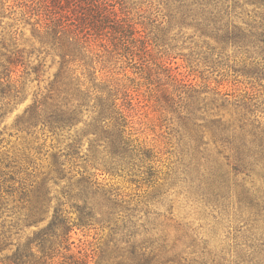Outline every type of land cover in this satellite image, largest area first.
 Segmentation results:
<instances>
[{"label":"trees","instance_id":"trees-1","mask_svg":"<svg viewBox=\"0 0 264 264\" xmlns=\"http://www.w3.org/2000/svg\"><path fill=\"white\" fill-rule=\"evenodd\" d=\"M150 1L189 40L182 59L191 81L157 57L158 44L124 0H0V264H264V0ZM9 2L21 19H35L37 46L20 47L21 32L1 26ZM114 56L139 64L148 84L151 61L172 82L173 100L162 97L173 103L188 159L167 188L179 187L211 218L218 245L201 225L159 220L149 205L168 190L139 208L103 182L117 176L153 187L158 178L153 149L135 137L129 87L104 71ZM48 57L56 70L47 85L6 124ZM215 72L219 80L209 77ZM228 83L236 88L219 90ZM13 136L21 144L10 150ZM84 230L108 234L84 252L73 239Z\"/></svg>","mask_w":264,"mask_h":264},{"label":"rangeland","instance_id":"rangeland-1","mask_svg":"<svg viewBox=\"0 0 264 264\" xmlns=\"http://www.w3.org/2000/svg\"><path fill=\"white\" fill-rule=\"evenodd\" d=\"M124 2L131 9L135 17L146 24V31L149 32L150 37L158 44L157 51H159V54L157 53V57L162 56L167 66H170L172 69L177 67V72L187 76L188 71L187 68L184 67L185 64L182 55L189 52V40L186 38L184 39L182 34H179L178 30L173 27V24L167 22V10L164 6L150 0H124ZM9 4L10 8L5 10L1 26L4 27L5 32L11 28L13 30L18 29V31L21 32L22 36L18 35L20 47H25L28 50L32 42L37 46L38 43L32 36L31 27L35 19L26 22L24 18L21 19L17 2H9ZM182 33H184V36H188L190 30L187 31L183 29ZM116 57L117 56L112 57L109 62L106 63L107 67L104 71L109 70L108 73H106L108 78H116L119 80L120 84H125L129 87V93L133 98L134 111L132 114V124L134 129H136L135 137L138 138V142L153 149L154 158L152 159L151 165L158 171V178L153 187H148L146 184H141L140 186L129 184L126 181L127 179L117 176H107L104 178L103 182L107 183V188L116 189L119 193L123 194L127 200L132 199L136 201L139 199V208H145L142 202L149 200L148 196L154 191L168 190V193L161 199H157V201L154 202L151 201L149 205L152 211L159 212L166 216V219L164 216H160L159 220H165L169 222V225H173L175 222H191L194 226L201 225V232L209 236L213 245H218L220 239H216L210 235L211 218L208 215L202 214L201 210L192 205L191 201L185 197L183 191L181 194H178L179 187L171 186L169 189L167 188L169 182L172 180L171 177L173 178V173L177 171L180 173L188 159V146L186 145L188 140L183 129L180 127L176 114L173 113V103L172 109L168 108L162 97L164 91H167L168 95L172 97L173 100L172 82L166 77L165 73L153 65L151 61L149 66L151 67L150 82H152V84H148L144 79L138 78V68L135 67L139 66V64L132 67L125 58L118 60ZM30 61L33 62V64L37 63L35 54L30 57ZM50 63L51 59L48 57L44 69L45 73L41 75L38 81L34 79V74L27 77L24 87V96L26 99L17 104L13 113L6 119V124H11L14 116L20 114L23 109L31 103L32 96L38 87L43 89L47 85L48 77H52V74L56 70L55 65L48 68ZM77 72L80 75L82 69L79 68ZM205 74H207V72H205ZM209 77L216 80L220 79L217 72L213 75L211 74ZM128 78L131 80L133 79V81H130ZM186 79L191 81L192 77L187 76ZM193 82L203 85L198 78ZM204 82L203 80V83ZM157 85L159 87H157ZM215 87L216 83L211 81V83H209V89ZM233 88L236 87L228 83L220 86L219 90L223 92L224 90H232ZM45 138V145L47 149H49L51 138L50 136ZM8 139L10 142L9 146H7L8 149L14 150L16 147H20L21 141L16 140V136ZM49 152H51V150H49ZM46 162L44 157H42L40 164L45 166L47 164ZM69 216L71 218L75 217L72 213L69 214ZM153 219L154 217L151 215L148 217L143 216L142 218L147 226H150V222ZM170 231L172 235V229H170ZM222 233H224L223 230L219 232L220 235ZM107 234V230L104 232L99 230L77 231L76 234L73 235V239L75 241V246L83 249L85 252L90 244H92L93 247L102 244ZM78 240H80V242Z\"/></svg>","mask_w":264,"mask_h":264}]
</instances>
